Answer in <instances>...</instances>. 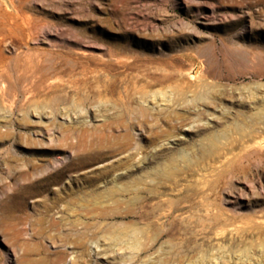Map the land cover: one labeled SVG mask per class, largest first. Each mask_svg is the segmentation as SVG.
<instances>
[{"label":"rangeland","instance_id":"1","mask_svg":"<svg viewBox=\"0 0 264 264\" xmlns=\"http://www.w3.org/2000/svg\"><path fill=\"white\" fill-rule=\"evenodd\" d=\"M0 264H264V0H0Z\"/></svg>","mask_w":264,"mask_h":264},{"label":"bare ground","instance_id":"2","mask_svg":"<svg viewBox=\"0 0 264 264\" xmlns=\"http://www.w3.org/2000/svg\"><path fill=\"white\" fill-rule=\"evenodd\" d=\"M209 58V57H208ZM227 61V60H226ZM210 64V63H209ZM204 69V68H203ZM231 71V70H230ZM231 73V72H230ZM216 74V73H215ZM200 78V77H199ZM203 79V78H202ZM205 79V78H204ZM197 81L199 80L198 78L196 79ZM186 81V80H185ZM196 81V82H197ZM204 81V80H203ZM206 81V80H205ZM204 81V82H205ZM196 82H194L195 84H196ZM200 82V81H199ZM177 83V82H176ZM184 83V82H183ZM189 83V82H188ZM192 83V82H191ZM209 83V82H208ZM193 84V83H192ZM179 85V84H178ZM182 85V84H181ZM191 85V84H190ZM213 85V84H212ZM186 86H188V85H185L184 87H186ZM198 86V87H197ZM197 88H196V90H185V89H182L183 88V86H182V88L180 87H174V85L173 86H171V85H168V88L167 87H165L166 89H170L169 90V93L167 92V91H165L164 90V92H161V93H158L159 95H157L156 94V92H155V94L153 93L152 94V96H150L151 98H149V99H144V100H151L152 102H150V104L151 103H153V101L154 100H156V103H154V104H159V103H166L165 105L167 106V104H168V106L169 105H171L172 104V106H176V105H179V104H182L181 106H182V108L184 107V106H188V105H190L191 103L193 104L194 103V105H195V103H197L196 105H198V104H202V105H204L205 104V106H208V105H206V99L207 98H204V95H206V94H204V92H205V90L207 89V87H209V85H207L206 83L205 84H197ZM215 86V85H214ZM161 88V87H160ZM165 88H163V89H165ZM188 88H190V87H188ZM212 88V87H211ZM153 89H155V88H153ZM191 89H193L192 87H191ZM147 90V89H146ZM157 90V89H156ZM162 90V89H161ZM160 90V91H161ZM210 90H212V89H210ZM209 90V91H210ZM214 90V89H213ZM144 91V90H143ZM159 91V90H158ZM208 91V92H209ZM149 92V91H148ZM190 92V94H188ZM166 93H168V94H166ZM210 93V92H209ZM141 94V93H140ZM171 95V96H169V97H167V95ZM145 95V94H144ZM151 95V94H150ZM209 95H211V94H209ZM139 96V95H138ZM141 96V95H140ZM146 97V96H145ZM148 97V96H147ZM153 97V98H152ZM190 97L192 98V100H190ZM141 98V97H140ZM212 100H213V98H211ZM209 101V100H208ZM144 102V101H143ZM182 102V103H181ZM211 103V102H210ZM147 104V103H146ZM157 104V105H158ZM191 104V105H192ZM148 105V104H147ZM146 105V106H147ZM184 105V106H183ZM190 105V106H191ZM152 106V105H151ZM159 106V105H158ZM199 106V105H198ZM197 106V107H198ZM125 107V106H124ZM138 107V106H137ZM161 107V106H160ZM209 107H212V105L211 106H209ZM116 108V107H115ZM154 108V107H153ZM166 108V107H165ZM180 108V107H179ZM188 108V107H187ZM141 109V108H140ZM160 109V108H159ZM162 109V108H161ZM174 109V108H173ZM193 109V108H192ZM195 109V108H194ZM193 109V110H194ZM156 110V109H155ZM191 110V109H190ZM190 110H187L189 113H190ZM196 110V109H195ZM194 110V111H195ZM43 111V110H42ZM142 112L144 111V110H141ZM167 111V110H166ZM129 112V111H128ZM152 112V111H151ZM168 112V111H167ZM191 112H193V111H191ZM197 112V111H196ZM41 113V112H40ZM44 113V112H43ZM140 113V112H139ZM144 113V112H143ZM169 113V112H168ZM176 114V113H175ZM195 114V113H194ZM134 115H136V114H134ZM166 115V114H165ZM139 116V115H138ZM47 117V116H46ZM133 117V116H132ZM196 117V116H195ZM134 118V117H133ZM141 118V117H140ZM149 119V118H148ZM147 119V120H148ZM148 121H150V120H148ZM198 121V120H197ZM138 122V121H137ZM144 123V122H143ZM137 124V123H136ZM149 124V123H148ZM132 125V124H131ZM144 125V124H143ZM134 126V125H133ZM107 128V127H106ZM116 128V127H115ZM132 129H133V127H132ZM136 129V128H135ZM101 130V129H100ZM121 130V129H120ZM137 130V129H136ZM112 131V130H111ZM143 131V130H142ZM162 131V130H161ZM101 132H102V130H101ZM127 132V131H126ZM82 133V132H81ZM80 133V134H81ZM86 133V132H85ZM113 134V133H112ZM130 134V133H129ZM110 135V134H109ZM126 135V134H125ZM121 136V135H120ZM95 137V136H94ZM107 137V136H106ZM113 137V136H112ZM215 137H217V136H215ZM80 138V137H79ZM85 138V137H84ZM133 138V137H132ZM214 138V137H213ZM88 139V138H87ZM90 139V138H89ZM100 139V138H99ZM83 140V139H82ZM94 140V139H93ZM117 140V139H116ZM115 140V141H116ZM154 140V139H153ZM157 140V139H156ZM92 141V140H91ZM91 141H90V143H91ZM216 141V140H215ZM214 141V139H211V143H214L215 142ZM85 142V141H84ZM113 142V141H112ZM217 142V141H216ZM215 142V143H216ZM82 143V142H81ZM110 143V142H109ZM108 143V144H109ZM114 143V142H113ZM123 143V142H122ZM219 144V143H218ZM217 144V145H218ZM88 145V144H87ZM121 145V144H120ZM126 146V145H125ZM213 146V145H212ZM205 151V150H204ZM216 152V151H215ZM122 155V154H121ZM183 155V154H182ZM208 155V154H207ZM216 155V154H215ZM184 156V155H183ZM123 157V156H122ZM131 157V156H130ZM129 157V158H130ZM186 157V156H185ZM128 158V159H129ZM189 159V158H188ZM170 160V159H169ZM184 161H185V159H184ZM187 161V160H186ZM129 162V161H128ZM174 162V161H173ZM192 162V161H191ZM120 164H122V163H120ZM165 164V163H164ZM191 166V165H190ZM171 167H172V165H171ZM131 168V167H130ZM133 169V168H132ZM132 169L130 170L129 169V171H132ZM177 170H178V168H177ZM114 171V170H113ZM117 171V170H116ZM116 171H114V172H116ZM128 171V172H129ZM110 172V171H109ZM109 172H106V174H109ZM130 173V172H129ZM105 174V175H106ZM122 174V173H121ZM123 174H126V176H128L127 174L128 173H123ZM122 174V175H123ZM158 176H163V177H167V178H169L170 176H172V174H173V172L171 171V169L170 168H166V167H164V168H162V169H160L159 171H158V173H156ZM155 175V174H154ZM115 176V175H114ZM151 176V174L149 175V178H151L150 177ZM97 177V176H96ZM119 177V176H118ZM121 177V176H120ZM148 178V177H147ZM114 179V178H113ZM152 179V178H151ZM118 181H119V179H118ZM117 178L115 179V180H111V183L113 184V188H114V190L112 189V191H111V193H107L106 195H104V196H102L103 197V200L101 201L100 199V203H98L97 205H96V209L98 210L95 214H97L96 215V217H98V218H107V216H114V217H116V216H118L119 214L116 212L117 210H118V212H119V206L120 205H122V204H120V202H119V200L118 199H116V197L117 196H119V195H121V193H123V192H128V191H126V189H121L120 187H118V185H117ZM142 181V180H141ZM157 182V181H156ZM133 183V182H132ZM103 184V183H102ZM159 184V183H158ZM100 185V184H99ZM107 185V184H106ZM134 185V184H133ZM149 185V184H148ZM101 186V185H100ZM126 187V186H125ZM132 187V186H131ZM158 187V186H157ZM164 187V186H163ZM112 188V187H111ZM135 188V187H134ZM156 188V187H155ZM131 190V189H130ZM146 190V189H145ZM152 190V189H151ZM97 195V194H96ZM134 197V196H133ZM140 198V197H139ZM138 198V199H139ZM93 200V199H92ZM89 201V200H88ZM121 201V200H120ZM132 201V200H131ZM134 201V200H133ZM73 202V201H72ZM99 202V201H98ZM140 202V201H139ZM174 202V201H173ZM180 202V201H179ZM80 203V202H79ZM126 203V202H125ZM128 203H130V201L128 202ZM134 203V202H133ZM81 204V203H80ZM86 204V203H85ZM127 204V203H126ZM137 204H139L138 202H137ZM79 205V204H78ZM159 205H160V203H159ZM95 206V205H94ZM133 206H136V205H132V207ZM139 206V205H138ZM137 206V207H138ZM87 207V206H86ZM121 207V206H120ZM131 207V208H132ZM161 207V206H160ZM173 207V206H172ZM177 207V206H176ZM175 207V208H176ZM127 209H128V206L126 207ZM126 208L124 207V209L126 210ZM174 208V207H173ZM80 209V208H79ZM88 209V208H87ZM90 209V208H89ZM88 209V210H89ZM136 209V208H135ZM163 209V208H162ZM92 211V210H91ZM96 211V210H95ZM125 212V211H124ZM129 212V211H128ZM60 212H58V214H59ZM90 213V212H89ZM130 213H133V212H129V214ZM76 214V213H75ZM90 214H92V212L90 213ZM135 214V213H134ZM147 216H148V214H146ZM143 216V215H142ZM154 216V215H153ZM159 218V217H158ZM75 219V218H74ZM94 219V218H93ZM75 223V222H74ZM151 223V222H150ZM155 223V222H154ZM153 223V224H154ZM188 223V222H187ZM168 224V223H167ZM136 225V224H135ZM134 225V226H135ZM148 225V224H147ZM150 225V224H149ZM78 226V225H77ZM76 227V226H75ZM129 227H132V226H129ZM148 227V226H147ZM95 228V227H94ZM150 228V227H149ZM152 228V227H151ZM100 229V228H99ZM113 229V228H112ZM112 229H110V230H112ZM118 229V228H117ZM115 230V229H113L114 231H108V233L106 234V235H108V239H106V241H104V240H102L103 242H102V244L100 245V246H98V248H97V250H95L96 252L97 251H106V252H110V251H113V252H111L110 254H109V256H108V258H115L118 254H120L119 252L121 251V250H123V249H125L124 248V245L125 244H127V241L128 242H130V243H132V245H134L135 247H140V245H141V242H140V238H139V236L141 235V238H142V236H143V234H144V230H140L139 229V227L137 228H134V229H129V230H125V228L123 229V228H121V231H119V230ZM119 229H120V227H119ZM123 229V230H122ZM143 229V228H142ZM156 229V228H155ZM148 230V229H147ZM157 230H158V228H157ZM155 231V230H154ZM106 232H107V229H106ZM147 232V231H146ZM152 232V231H151ZM148 233V232H147ZM160 233V232H159ZM161 233H163V231L161 232ZM166 233V232H165ZM149 234V233H148ZM147 234V235H148ZM161 235V234H160ZM157 236V235H156ZM155 236V237H156ZM158 236H159V234H158ZM162 236V235H161ZM82 237V236H81ZM84 238V237H83ZM147 239V238H146ZM148 239H149V236H148ZM145 241V240H144ZM149 242H150V240H149ZM148 242V243H149ZM152 242V241H151ZM81 243V242H80ZM128 245V244H127ZM133 246V247H134ZM76 247V246H75ZM132 247V248H133ZM143 248H144V246H142ZM127 248V247H126ZM129 248V247H128ZM127 248V249H128ZM147 248V247H146ZM145 248V249H146ZM114 249H116V251L114 250ZM135 250V249H134ZM136 250H137V248H136ZM113 253V254H112Z\"/></svg>","mask_w":264,"mask_h":264}]
</instances>
